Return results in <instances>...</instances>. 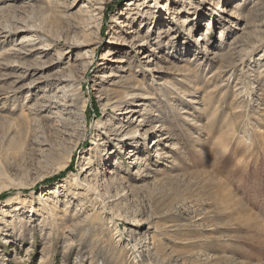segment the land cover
<instances>
[{
	"label": "rangeland",
	"instance_id": "rangeland-1",
	"mask_svg": "<svg viewBox=\"0 0 264 264\" xmlns=\"http://www.w3.org/2000/svg\"><path fill=\"white\" fill-rule=\"evenodd\" d=\"M0 264H264V0H0Z\"/></svg>",
	"mask_w": 264,
	"mask_h": 264
}]
</instances>
